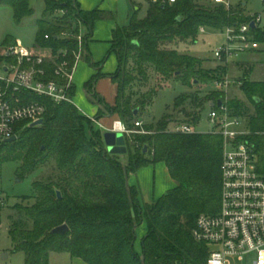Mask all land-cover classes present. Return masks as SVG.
<instances>
[{"label": "trees", "instance_id": "16d2710c", "mask_svg": "<svg viewBox=\"0 0 264 264\" xmlns=\"http://www.w3.org/2000/svg\"><path fill=\"white\" fill-rule=\"evenodd\" d=\"M1 6L13 9L17 23L34 13L30 0H0ZM104 19L115 20V14L99 8L83 10L78 0H45L44 17L36 22V45L49 49L54 56V62L46 65L47 80L57 79L55 69L63 60L74 65L80 50L77 35L82 33V58L96 69L84 90L98 111L91 118L76 104H56L35 94L22 95L46 106L44 122L17 127V139L0 147V167L18 161L20 176L48 166L52 172L35 179L34 196L14 205V213L9 216L13 249L24 253L25 264H50L52 252L68 253L87 264H204L211 249L197 242L192 231L200 214L220 210L224 139L212 131H171L170 124L175 121L171 115L157 123L146 121L143 114L152 104L156 89L139 91L150 82L151 72L162 88L172 82L197 88L194 94L178 96L174 103L185 123L197 125L206 104L214 102L217 108L219 100L226 98L224 91L213 90L201 97L200 88L223 78L229 69L206 67L201 58L180 53L175 47L196 43L201 27L219 32L242 23L246 20L244 13L196 0L165 5L150 2L144 18H139L136 11L127 26L113 30L109 55H117L118 67L111 74L102 72L104 62H94L89 50L95 23ZM17 43L7 40L4 46ZM10 60L0 53V66ZM104 77L111 78L117 87L114 104L96 89ZM240 81L247 101L235 97L227 104L233 114L249 118L253 131H264V84ZM71 94H75L74 86ZM106 115H116L136 131L141 127L135 123L143 121L142 129L147 133L125 135L127 164L121 163V155L108 151L103 132L95 128L94 119ZM260 147L264 175L262 141ZM160 162L167 166L175 184L154 202L141 203L139 190L129 184V177L142 167ZM144 222L147 229L138 252L136 232ZM64 224L69 227L66 233L53 232Z\"/></svg>", "mask_w": 264, "mask_h": 264}, {"label": "built area", "instance_id": "2783aa9c", "mask_svg": "<svg viewBox=\"0 0 264 264\" xmlns=\"http://www.w3.org/2000/svg\"><path fill=\"white\" fill-rule=\"evenodd\" d=\"M151 2L165 5L176 0ZM211 3L222 5L228 11L233 10L230 0H212ZM244 17V22L217 32L224 38L213 50V58L218 66L229 67L249 52H264V10L244 13ZM200 32L205 33L206 29L201 27ZM77 38L80 50L76 54V61L74 65L67 60L59 63L55 69L57 79H46V65L54 62L52 53H39L21 43L4 50L3 55L11 60L0 66V147L16 135L20 124L44 119L46 106L24 98V93L48 98L56 104H75L71 90L77 65L83 60L82 33ZM233 82L229 73L214 80L215 86L225 92L226 98L225 101L219 100L222 104L217 108L216 105L211 107L209 114L213 127L211 131L224 139L220 165V210L216 214H200L192 233L197 242L214 246L204 264H264V175L261 171L260 147L261 141L264 146V131H253L248 117L236 116L230 110L228 92ZM135 125L141 130H131L121 120H116L108 131L124 135L147 133L142 129L143 121H137ZM170 130L181 134L198 133L196 125L185 122L172 126ZM3 204V198H0V208Z\"/></svg>", "mask_w": 264, "mask_h": 264}, {"label": "rangeland", "instance_id": "374dc122", "mask_svg": "<svg viewBox=\"0 0 264 264\" xmlns=\"http://www.w3.org/2000/svg\"><path fill=\"white\" fill-rule=\"evenodd\" d=\"M200 4H212V0H196ZM84 2V1H83ZM151 0H101L102 8L106 10H112L115 14L116 23L123 27L127 26L130 22V18L134 12L137 11V16L139 18H144L147 13L148 4ZM87 2L85 1L84 4ZM233 9L243 10L246 13H257L264 10V0H230ZM245 4V5H244ZM30 5L34 9V13L26 18H24L20 23H17L14 19V11L10 6L0 7V53L4 54V50L9 45H5L7 40L20 41L22 45L27 48H34L36 52L51 54L52 52L47 49H42L36 45V36L38 32L37 20L44 17L45 10V0H30ZM139 8V9H138ZM138 9V10H137ZM49 20L54 19L49 17ZM83 32L87 33V29L83 28ZM64 36H68L69 33H64ZM224 38L220 35H215V32H209L206 30L205 33H199L198 41L194 44H179L175 48L180 53L190 54L201 58L204 61V66L214 68L218 66L213 58V50ZM111 45L108 51L103 54L101 62L105 63L104 72H115L118 67V57L115 53L109 55ZM259 57L258 62H254L251 56H242L240 67L231 66L229 70V76L234 81L228 96L237 95L239 99L247 101L246 94L240 88V80L247 79L249 81L259 82L264 84V54L257 55ZM83 63H87L86 59L82 60ZM103 63V64H104ZM4 64V62L2 63ZM94 71L92 66H90ZM2 74V72L0 71ZM152 77L146 88L140 90L141 92L151 89H156V95L152 104L147 108L146 112L143 114V118L148 122L157 123L166 115H171L174 117L175 121L170 124V127L183 123L184 117L179 116L178 111L174 109L175 99L182 94H194L197 92V88H189L181 82H172L167 87H161L156 81V77L153 72H151ZM76 95L73 96L74 103L82 112H87L92 114L95 110V104L92 103L86 96L85 90L77 84ZM98 89L106 99L108 103L115 102L116 99V88L112 83V80L101 79L98 83ZM200 96L204 97L213 91H220L214 84V82H209L200 88ZM207 103V102H206ZM211 108L209 104H206L205 108L201 112V119L199 124L196 125L198 132H210L212 130V125L209 122V114ZM96 115V114H95ZM92 116V118L95 117ZM89 116V115H87ZM108 116V115H106ZM91 117V116H90ZM179 118V119H178ZM177 119V121H176ZM105 123L106 121L103 120ZM95 128H98L97 120L94 119ZM113 119L105 123L106 126H112ZM241 128V126H240ZM239 129V127H238ZM104 134V130L101 129ZM106 132V131H105ZM120 161L122 164L128 163V155L123 154L120 156ZM20 162L18 161H8L2 164L0 167V198H3L4 204L0 208V264H25V255L22 252H15L13 249L12 241L9 237V216L14 213L13 207L24 197L34 196L33 182L35 179L47 176L52 172V167H44L39 172H34L25 176H20L18 173V168ZM129 179L133 180L132 174ZM147 229V225L144 222L137 229V239L135 242V249L137 251L141 250V241ZM209 249L214 248V246L208 245ZM247 262V261H246ZM50 264H87L83 260L73 259L68 253H58L52 252L50 254Z\"/></svg>", "mask_w": 264, "mask_h": 264}, {"label": "crops", "instance_id": "0c3cea01", "mask_svg": "<svg viewBox=\"0 0 264 264\" xmlns=\"http://www.w3.org/2000/svg\"><path fill=\"white\" fill-rule=\"evenodd\" d=\"M83 1L84 2L86 1L87 3L84 4ZM78 2H79L80 6L83 10L90 11V10H93L96 8L106 10V9L101 7L102 6L101 0H78ZM108 11H112V10H108ZM242 12L246 13L243 10H242ZM117 26H119V25L116 23V18H115V20H109V19L98 20L95 23V27H94V30H93V33L91 36V41L89 44L90 56L92 57L94 62H101V58H102L103 54H105L108 51V48L111 45L110 42L112 39V33H113V30ZM83 33H85V32H83ZM215 35H217V32H215ZM17 42L21 43L20 41H17ZM259 54H264V52H256V53L249 52V53L243 54L242 56H248L249 55L253 58L252 60L254 62H258L259 57L257 55H259ZM242 56L239 59H237L236 61H234V63L231 64L228 67V69L230 70L231 66L240 67L241 62H242L241 61ZM104 65H105V63L102 65V67H103L102 72L103 73H105V74L114 73V72H104ZM94 72L95 71L87 63H83L82 61L79 62V64L77 65L75 76H74V87H75L74 96L76 95V92H77V87H78L77 84H79V86H81V88L84 89V84L91 78V76L93 75ZM103 79H105V80L110 79L111 80V78H109V77H104V78H102V80ZM99 81H98V83H99ZM98 83H97L96 89L100 93L101 91L98 89ZM114 86H115L116 91H117V87L115 84H114ZM235 97L238 98V96L235 95V96H232L231 98L229 97V99H232ZM110 104H114L113 101H112V103L110 102ZM212 104H215V103L214 102L209 103L210 108L214 107V106H212ZM97 111H98V106L95 105V110L92 114H89L87 112H82V111H81V113H83L84 115H89V117L91 116V118H92V116L95 115L97 113ZM234 115L241 116V117H247V116H242V115H237V114H234ZM111 119H113V123H114V121L119 120L116 115L115 116L102 117L101 119L97 120L98 128L103 129L104 133H105V131L107 132L108 129L112 128L113 124H112V126H106L105 123H108L109 120H111ZM103 120L106 122L104 123ZM248 124L250 125V122ZM132 176H133V180L129 179V184L136 186L138 188L139 199H140L141 203H152V202H154L159 197H161L166 191H168L170 188H172L175 184L174 180L171 178V176L169 174L167 166L162 162L155 163V164H149L145 167H142L136 173H133ZM138 252H141V250ZM73 259H79V258H73ZM79 260H81V259H79Z\"/></svg>", "mask_w": 264, "mask_h": 264}, {"label": "water", "instance_id": "95a60500", "mask_svg": "<svg viewBox=\"0 0 264 264\" xmlns=\"http://www.w3.org/2000/svg\"><path fill=\"white\" fill-rule=\"evenodd\" d=\"M252 26L254 27V24H252ZM5 70H7V68H4ZM218 106H220L222 104L221 101H219ZM212 106H215V104H212ZM138 113V110H135V114ZM44 122V119H39L38 121H35L31 124H29L30 126H39L42 125ZM17 139V136L14 135L12 136L10 139L7 140V142H12L15 141ZM104 141L105 144L107 146V149L110 153L112 154H119V155H123L127 153V145H126V138L125 135L123 133H116L113 131H107L104 133ZM147 151V146H145L144 148V152ZM59 197H61L60 192H58ZM69 230V227L64 224L62 226H59L57 228H55L53 230L54 233H59V234H64Z\"/></svg>", "mask_w": 264, "mask_h": 264}]
</instances>
